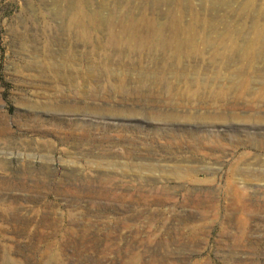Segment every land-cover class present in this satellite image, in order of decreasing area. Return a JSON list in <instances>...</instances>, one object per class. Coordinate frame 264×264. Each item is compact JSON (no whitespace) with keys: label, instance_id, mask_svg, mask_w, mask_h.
<instances>
[{"label":"rangeland","instance_id":"1","mask_svg":"<svg viewBox=\"0 0 264 264\" xmlns=\"http://www.w3.org/2000/svg\"><path fill=\"white\" fill-rule=\"evenodd\" d=\"M0 264H264V0H0Z\"/></svg>","mask_w":264,"mask_h":264}]
</instances>
